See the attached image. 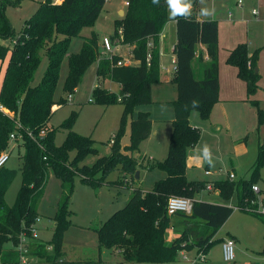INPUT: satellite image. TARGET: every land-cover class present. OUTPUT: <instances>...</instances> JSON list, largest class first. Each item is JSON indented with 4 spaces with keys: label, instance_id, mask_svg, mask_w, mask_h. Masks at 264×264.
<instances>
[{
    "label": "trees",
    "instance_id": "obj_1",
    "mask_svg": "<svg viewBox=\"0 0 264 264\" xmlns=\"http://www.w3.org/2000/svg\"><path fill=\"white\" fill-rule=\"evenodd\" d=\"M125 1L128 6L125 15L115 21V34L122 28L124 44H133V56L139 63L115 66L110 59L99 60L100 43L95 33L85 38L79 52L68 54L71 37L79 35L82 26L97 19L107 0H45L25 20L17 38L4 12L6 1L0 0V40L12 41L10 46L0 44V58L4 59L10 53L0 91V105L8 111L0 109V153L9 149L12 133L16 136L15 141L25 148L20 168L23 180L13 206L6 203L5 196L16 171L7 166L0 169V262L4 264H19L16 250L19 235L23 231L31 235L30 229L39 216L38 206L50 171L61 179L63 188L54 215V232L48 241L32 237L30 254L45 257L51 264H56L62 255L65 233L73 224L70 202L76 178L95 187L101 184L128 187L130 183L125 181V176L134 180L142 165L166 173L164 178L155 181L152 190L143 192L141 188H135L124 207L93 226L99 246L119 249L124 264L173 262L186 248L208 251L217 241L213 238L235 210L234 206L195 199L206 182L189 180L186 175L189 151L201 137L200 130L190 122L191 112L196 109L202 117L209 118L219 101L218 21L198 20L195 12H190L187 18L176 17L173 81L178 96L173 101L174 119L168 154L162 160L145 161L138 154L142 142L151 134L153 121L148 111L137 109L153 101L152 87L160 81L161 71L159 36L170 18L165 0H159L158 4L153 0ZM190 2L195 8L200 0ZM201 44L206 46L207 60L199 54ZM44 57L48 65L41 81L34 84ZM66 57L69 72L64 91L74 92L87 68L97 60V74L121 84L119 93L103 86L93 90L96 101L105 106L118 102L124 107L114 142H111L112 138L110 140L111 153L100 156L92 165L82 162L88 154L97 152L96 141L92 136L73 130L77 111L62 125L69 132L61 145L55 143L58 128L50 125L54 106L68 102L63 96L55 99ZM196 58L200 65L198 74L193 65ZM258 61L259 52L251 53L247 43L238 44L227 57V62L237 67L238 76L246 82L249 95H255L260 87L261 74L256 71ZM251 102L258 105L259 117L263 120L264 111L259 102L254 99ZM128 128L130 143L124 146L122 138ZM263 165L264 142L259 146L255 168L249 178L216 181L215 186L227 200L236 195L237 207L264 223V214L253 211L258 206V195L253 186L257 185L259 168ZM116 169L123 175L115 180L109 179L110 173ZM171 196L188 197L193 205L190 213L174 214L188 222L181 235L168 242L167 233L174 216L168 214Z\"/></svg>",
    "mask_w": 264,
    "mask_h": 264
},
{
    "label": "rangeland",
    "instance_id": "obj_2",
    "mask_svg": "<svg viewBox=\"0 0 264 264\" xmlns=\"http://www.w3.org/2000/svg\"><path fill=\"white\" fill-rule=\"evenodd\" d=\"M5 1L6 4L4 7V12L13 25L15 32L14 36L15 38H17L24 26L25 20L30 18L40 7L41 3L45 0ZM239 1H242V7L238 6L237 2ZM124 7L125 4L123 0H107L103 11L100 13L97 19L92 24H86L82 26L79 35H74L71 37L68 54L79 52L83 46L85 38L91 36L92 33L97 34V36L100 38L99 43H101L103 37L105 36H112V39L115 42L117 39H120L119 41L124 43L125 41L122 39V33H120V31L118 30V34H115V21L122 17L120 11ZM201 8L208 9L211 13L208 16H216L217 19L221 21L220 34L221 46L223 48L228 46V43L233 40V44H236L235 46H237L238 43H247L249 51L251 53L255 51L259 52L258 69L261 77L259 80L260 87L258 91L260 93L263 92V100H255L259 102L260 107L264 111V19H257L253 14L254 8H257L264 13V0H202ZM171 42L172 41L169 40V42L165 43L166 51L170 49ZM11 43V40H0V44L5 46H10ZM127 45H129L130 47L123 48L122 53L124 54H128L129 48L132 49L133 46V44L131 43H128ZM170 54L171 53L166 55L165 63L170 62ZM107 56V53L103 52V49L100 45L99 59L107 58ZM9 57L10 53H8L4 57V59L0 58V91L4 79V73L9 62ZM47 65L48 60L46 57H44L35 75V80L33 82L34 84H37L41 81ZM97 65L98 60L87 68L81 82L79 83L75 91L69 93L67 91H64L63 89L64 81L69 72L68 57L64 59L61 68V77L55 94V99L59 100L60 97L63 96L68 100V102L56 107L50 120V125L58 128L55 136V143L57 145H61L69 132V129L62 126L63 123L67 119L72 117L74 111L78 112L73 130L84 136H92V138H94L96 141L95 147L97 148V152L88 154L82 162L83 164L87 165H92L100 156L109 155L111 153L112 148L110 140L112 135L114 134V131L116 132L118 129L124 107L122 103L118 102L113 103L108 107L103 103L96 101V98L93 95V90L95 87L104 85L115 93H119L120 91L119 82L110 78L104 79L102 76L97 74ZM196 72L198 74L199 71L197 70ZM173 84L174 83L172 82L169 84H155L152 94L153 101L150 104L140 106L137 111L148 109L151 112L152 117L156 118H166L170 114L174 115L173 101L176 97V91L173 89ZM70 95L71 99H69ZM258 96H255V98H258ZM90 99H92V101H90ZM239 104H244L242 105V109H238L239 106L237 105ZM217 106L218 104L214 107L216 108ZM226 106L231 113L230 122H234L233 126L239 128V130L241 131H244V133H240V136L238 135V137L235 135L227 137L226 134L230 135L231 130L230 132L226 131L227 128L225 126H227V122L220 123L223 127L220 133H217V135L220 137L219 144H217L216 141H213V143H208L207 146H203L201 144L204 163L203 166L199 167L198 169L190 167L187 172L189 180H200L206 178L205 170L208 168L216 173H218V171H221V176L227 175L228 171H233L235 172L234 174H236V178L234 179L236 181L246 177H250V175L253 173L258 157L259 142L264 141V117L263 120H260L259 107L258 105L253 104L251 101H249L248 103L246 102L238 104L228 103L226 104ZM233 111H237L238 113L237 121H234ZM211 117H202L200 112L196 109L192 110L190 115V118H192L196 124L200 125V129L202 131L204 130V128L206 130L211 129ZM157 126H160L162 128L166 127L169 129V124H167V122L165 121H158ZM166 138L167 135L159 137V139L161 140H164ZM169 141L170 139L167 140L166 144L167 151ZM129 143L130 130L128 128L122 138V144L125 146ZM143 143L144 144L140 146L141 150L143 149V146L148 142ZM155 145L157 146L158 144ZM155 145H151V140H149L147 148L153 149ZM243 145L247 147L248 152H241V148L243 147ZM205 148L208 149L206 158L204 153ZM161 150L162 149L160 148V145H158L156 150L157 153L160 154ZM8 152L10 153V159L7 161L6 166L10 169H14L16 171V175L12 184L6 192L5 198L6 203L9 206H13L17 200L23 180V174L20 168L23 163L22 156L25 153V148L17 141H11ZM71 155L73 156L74 153H71ZM120 174L121 171L116 169L110 173L109 179H117L121 176ZM160 174H164V172L158 168H148L147 170L146 168H143L141 187L146 190H152L155 181L161 177ZM216 175L218 176V174ZM134 181H138L136 175ZM256 183L260 188V191L256 193L258 195V198L261 199V196H264V165L259 168V174ZM60 191L62 196V181L59 177L54 175L52 171H50L38 207V213L40 215L38 216L34 224L38 230L39 237H41V239L45 241L50 240L53 235V229L55 226L54 213L55 209L57 208L56 198L59 195ZM128 193H130V190L128 188L119 189L108 184H101L100 186L95 187L85 184L79 178H76L75 192L73 193L74 196L72 197L70 202V209L73 210V224L74 222H85L83 224H85V228L88 229L87 225L89 224L90 220L88 221L87 219V217H89V214L87 212L89 210H91L92 208L95 209L97 213L96 215L100 216V218L103 216H108V214H110L112 211L115 212L114 208L116 206H121L120 202L124 201L127 198ZM204 196H207L206 199L210 200L209 192H204ZM224 200L226 204L235 206V210L227 219L223 228L221 227V231H218L219 233L214 239L218 241L222 236L229 235L232 234V232H235L234 234L239 237L240 241L243 242V245L248 247L249 252H252L257 256L264 257V223L257 216L245 213L241 209H239L237 207L238 199L236 195L232 196V198L228 200ZM224 200H222V202H224ZM124 206L125 205L119 207V209ZM177 219L184 218L182 216L175 215L173 217V220L175 221ZM98 222L100 221L95 220V223ZM92 229L94 230V228ZM93 230H89V234L86 239L89 240V244L95 243L96 245L98 235L96 237ZM73 231V234L76 232L75 235H78L80 233L84 234L88 230H84L79 227L73 228ZM80 236L81 235H78V237ZM215 246L218 249L221 248L219 242ZM196 249L192 248L190 250L191 252L187 253V256H192L193 258L196 257L198 252V250L196 252ZM87 250L88 249L83 248L82 250H77L76 253L78 256L82 257L84 255L87 257L91 253ZM30 256L31 254L28 256V258H30ZM36 258L37 257H34V259ZM46 261L43 260L41 264H46ZM140 264L149 263L141 262Z\"/></svg>",
    "mask_w": 264,
    "mask_h": 264
},
{
    "label": "crops",
    "instance_id": "obj_3",
    "mask_svg": "<svg viewBox=\"0 0 264 264\" xmlns=\"http://www.w3.org/2000/svg\"><path fill=\"white\" fill-rule=\"evenodd\" d=\"M123 1L125 4V7H124L125 9L123 8L120 11L122 16L125 15L126 8H127L126 1L125 0H123ZM201 1L199 2V4L195 8L191 4L192 7H191L190 12H195L198 20L203 21L206 19H215L218 21V24H219V101L215 104V106L217 104H218V106L216 108L214 107L215 109L213 108V111L211 114L212 117L210 116L212 119L211 120L209 119L210 124L212 125L210 130H206L204 128V130L202 131L200 129V125L196 124L194 122V120L192 118H190L191 124L193 126L197 127L200 130V132H203V133H201V137H200V140L198 142L199 144L197 143L189 151V155L187 158V172L190 169V167L198 169L199 167L203 166L204 156H202L201 144L203 146H207L208 143H213V141H216L217 144H219L220 137L217 135V133H220V131L222 130V127H223L220 123L227 122L226 123L227 126H225L227 128L226 131L230 132V130H231L230 135L226 134L227 137L232 136V135H235L238 137V135L240 136V133H244V131H241V130H239V128L233 126L234 122H230L231 121V113L229 112V109L226 106V104H228V103L238 104V103H246V102L248 103L252 99L263 100V92L260 93L258 91L255 95H249L248 94L246 82L238 76L237 67H235L234 65H231L227 62V57H228L230 51L236 47L235 46L236 44H233L234 41L231 40L228 43L229 45L226 46L225 48H223L221 46V34H220L221 21H219L216 16L202 15L201 10L205 9V8H201ZM237 4L240 7L243 6L242 1H241V3H240V1L237 2ZM231 13H233V12H231ZM169 18H170L169 21L167 22V24L165 25L163 31L161 32V34L159 36L160 53H161V71H160V81L158 83H167V84H169L171 82L174 83L173 78L175 76V71H176L174 47H175L176 42H177L176 18H171L170 15H169ZM169 40L172 41L171 46H170V49H168V51H166L165 50V43L169 42ZM169 53H171L170 54L171 55L170 56V62L165 63V57ZM199 54H202V56L204 57L205 60L208 59L207 49H206L205 45L201 44L199 46ZM198 55H197V58H198ZM197 58L195 59L193 65H194L195 69H197L199 71L200 65L198 63ZM137 63H138V61L135 62V64H137ZM154 85H153V87H154ZM153 87H152V94H153ZM120 88H121V84H120ZM173 89L176 91V97L174 98V100H175L178 96L176 83L173 84ZM255 96H258V98L257 97L255 98ZM242 105H244V104L237 105V106H239L238 109H242L243 108ZM58 106H60V105L59 104L55 105L54 109ZM146 111H148L151 115V112L148 109ZM173 111H174V109H173ZM233 117H234V121H237V119H238L237 111H233ZM151 118L153 121L151 134L147 139H145L143 141V142H148V143H146V145L143 146L142 150L140 149V152L138 154V155H141V157L144 158L145 161L146 160L147 161L148 160L149 161L150 160L151 161L162 160L167 156L168 151H167V145L166 144H167V140L170 139V135L172 132V121L174 119V115L170 114L166 118H160V117L156 118V117H152V115H151ZM158 121L159 122H164V121L167 122V124H169V129L166 127L162 128V127H160L161 125L157 126ZM200 124H203V123H200ZM162 129H164V130H162ZM114 134H115V131H114ZM164 135H167L166 139H164V140L159 139V137H162ZM149 140H151V145H155V144L160 145V148L162 149L160 154H158L156 151L158 145L157 146L155 145L156 147L154 146L153 149L147 148V146L149 144ZM143 142H142V144H144ZM261 143H262V141L259 142V146ZM168 148H169V145H168ZM241 150H242L241 152H248V149L245 145H243ZM143 168H146V170L148 169L144 165L140 166V168L138 169V171H139V178H137L138 181L135 182L134 180H131L130 177L127 175V176H125L124 179H125V181L130 183V186H128V187L127 186H120V187L115 186L116 188H119V189L128 188L130 190V193H128L127 198L124 201L120 202L121 206L126 205V203L129 201V199L133 195L135 188H141L143 192L149 191V190H146L143 187H141L142 186L141 177H142V169ZM208 170L211 171L209 168L205 170L206 178L200 179V181L206 182V186L204 189L197 192V194L195 195V199L202 200V201H208V202L216 203V204L228 205V204H226V202L224 200L225 198L220 194V189H218L215 186V182L221 181V180L236 181V180H234L236 178V174H235V177L233 179L230 178V173H235V172L228 171L227 175L221 176V174H220L221 171L220 172L218 171V173L211 171V173L207 174L206 171H208ZM187 172H186V175L188 178ZM216 174H218V176ZM120 175H123V173L121 172ZM163 175L165 177L166 173L164 172V174H160L161 177H163ZM161 177L159 179H161ZM246 178H249V177H246ZM243 179H245V178H243ZM208 183H212L213 188H211V189L208 188L207 187ZM45 186H46V184H45ZM112 186H114V185H112ZM44 189H45V187H44ZM204 192H209V197H210L209 199L210 200L206 199L207 196H204ZM60 198H61V191L56 198L57 207H58ZM263 199H264V196L262 195L261 199L258 198L257 202L259 203L261 200L263 201ZM222 200H224V202H222ZM121 206H116L114 208V211L118 210L119 207H121ZM56 210H57V208L55 209V213H56ZM253 211L260 213V214H264V213H261L259 211H256L255 208H253ZM112 212L110 214H108V216H103L100 218V216L96 215L97 213H96L95 209L92 208L91 210H89L87 212L89 214V217H87V219H88V221L90 220L89 224L87 225L88 229L85 228L86 226H85V224H83L85 222H81V223L74 222V224H72V226L66 231V234L64 237V242H63L62 255L59 256L56 264H67L68 262H71V264H124L123 263L124 258H123L122 252L119 249L101 248L99 246V240H97V244L95 245V243L89 244L88 243L89 240L86 239V237L89 234V230L90 229L93 230L92 228L95 224V220L103 222L104 220H106L109 216H111L114 213V212L113 213ZM174 216H172V227L170 228V230L167 233L168 242H171L175 238L179 237L181 235V233L183 232V230L185 229V226L188 222L187 219H177L174 221L173 220ZM223 226H222V228H223ZM79 227L84 229V230H88L84 234L83 233L78 234V235H81L80 237H78V235H75L76 232L73 234V232H74L73 228H79ZM93 231L97 237L96 230L94 229ZM220 231L221 230H219V232ZM53 232H54V229H53ZM219 232H217L216 235H218ZM234 233L235 232H232V234L222 236L220 238V240H218L212 244V246L210 247V249L208 251H205L204 249H199V248L196 249V247H195L196 252H197V250H198V252H197V256L194 258L192 256L191 257L187 256V253L191 252L190 250L192 248H186V249H183L179 252L177 259L175 261L165 262V263H154V264H201V263H203V264H228L223 258V251H222V241L227 237L234 238V240L236 242L237 252H236L235 264H264V257L257 256L254 253L249 252L248 247L244 246L243 242L240 241L239 237ZM216 235H215V237H216ZM37 238H39V240H43V239H41V237H39V235ZM43 241H45V240H43ZM218 242L221 245L220 249H218L215 246L216 244H218ZM83 248H86V249H88L87 250L88 252H91L87 257L84 255L82 257L78 256L76 253L77 250H82ZM49 249L51 250L52 247L50 246ZM201 251H204L206 253V259L204 261L197 260V257ZM31 256H33V257H31ZM31 256H30L29 262L27 264H41V262L43 260H45V261L47 260L45 257H41V256H37V255H31ZM185 256H187V257H185ZM34 257H37V258L34 259ZM39 258H41V259H39ZM137 263L140 264L141 262H137ZM46 264H51V263L47 260ZM130 264H136V263H130ZM149 264H153V263H149Z\"/></svg>",
    "mask_w": 264,
    "mask_h": 264
},
{
    "label": "built area",
    "instance_id": "obj_4",
    "mask_svg": "<svg viewBox=\"0 0 264 264\" xmlns=\"http://www.w3.org/2000/svg\"><path fill=\"white\" fill-rule=\"evenodd\" d=\"M241 3V1H240ZM126 5L128 6V2H126ZM253 14L256 16L257 19H264V13L261 12L259 9L254 8ZM120 33H122V28L119 29ZM120 39H117L116 42L111 37H103L100 45L103 49V52L107 53V59H110L111 62H113V65L115 66H124V65H135V62L139 60H136L133 56V46L132 49L129 48V53L124 54L122 53V50L124 47H130L127 44H124L123 42L119 41ZM13 43H16V40L13 41ZM117 57L116 61L114 59ZM150 57V56H149ZM100 60V59H99ZM133 61V63H132ZM69 99H71V95L69 96ZM92 101V99H90ZM0 109L5 110L8 112L2 105H0ZM42 134L44 135L45 132L42 131ZM15 134H11V140L15 141ZM115 135H113L111 142H114ZM10 159V153L8 150H5L0 153V169L4 166H6L7 161ZM207 174L211 173V171H206ZM235 177L234 173H230V178L233 179ZM208 188H213L212 183L207 184ZM253 189L255 192H259L260 188L257 185L253 186ZM192 205L193 202L190 198L184 197V196H171L168 201V214L174 215L177 213H190L192 211ZM256 211H259L261 213H264V201H260L258 203V206L256 207ZM31 235L28 234V231H23L19 235V241L16 246V250L19 252V264H27L29 262L28 256L30 255V242L33 238L38 237V231L35 225H32L31 229ZM222 251H223V258L228 264H235L236 261V242L234 238L227 237L222 241ZM206 259V253L204 251H201L197 257V260L204 261ZM0 264H4L0 262Z\"/></svg>",
    "mask_w": 264,
    "mask_h": 264
},
{
    "label": "clouds",
    "instance_id": "obj_5",
    "mask_svg": "<svg viewBox=\"0 0 264 264\" xmlns=\"http://www.w3.org/2000/svg\"><path fill=\"white\" fill-rule=\"evenodd\" d=\"M165 2L168 6L171 18H176L178 16L187 18L190 15V10L192 7L190 0H165ZM153 3L158 4L159 0H153ZM201 14L210 15L211 13L208 9H202ZM204 153L206 158L208 154L207 148H205Z\"/></svg>",
    "mask_w": 264,
    "mask_h": 264
},
{
    "label": "water",
    "instance_id": "obj_6",
    "mask_svg": "<svg viewBox=\"0 0 264 264\" xmlns=\"http://www.w3.org/2000/svg\"><path fill=\"white\" fill-rule=\"evenodd\" d=\"M256 71H258V67L256 68ZM136 177L139 178V171L136 172Z\"/></svg>",
    "mask_w": 264,
    "mask_h": 264
}]
</instances>
